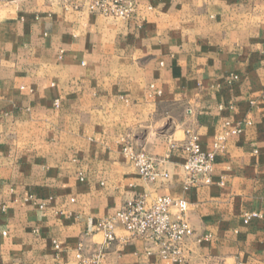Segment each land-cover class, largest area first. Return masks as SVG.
<instances>
[{"label":"crops","instance_id":"crops-1","mask_svg":"<svg viewBox=\"0 0 264 264\" xmlns=\"http://www.w3.org/2000/svg\"><path fill=\"white\" fill-rule=\"evenodd\" d=\"M88 3L0 0V264H264V0ZM226 124L212 184L186 188L185 132L209 152ZM127 143L168 178L144 181ZM140 196L189 204L182 262L117 220L105 243Z\"/></svg>","mask_w":264,"mask_h":264},{"label":"built area","instance_id":"built-area-1","mask_svg":"<svg viewBox=\"0 0 264 264\" xmlns=\"http://www.w3.org/2000/svg\"><path fill=\"white\" fill-rule=\"evenodd\" d=\"M136 5L137 0H89L88 9L91 13L104 17L127 19L135 12ZM235 79L237 77H233V80ZM222 128V131L214 138L212 150L209 152L201 149L195 132L191 130L185 132V142L180 149L186 156L182 165L186 188L212 184L216 155L225 151L229 136L241 132L238 127L227 129V124ZM122 154L147 183L168 178V174L160 169L161 161L145 151L137 150L127 143L122 148ZM188 209L189 204L183 199L170 196L147 199L145 196H140L127 201L114 218L100 221L96 228L104 232L105 243L110 244L114 241L113 221L117 220L131 238L141 239L156 247L159 258L182 262V245L194 235L186 219ZM258 217L256 213L246 214L244 223ZM54 248L57 250L58 245L55 244ZM80 252L81 246L78 247L77 259H81Z\"/></svg>","mask_w":264,"mask_h":264}]
</instances>
